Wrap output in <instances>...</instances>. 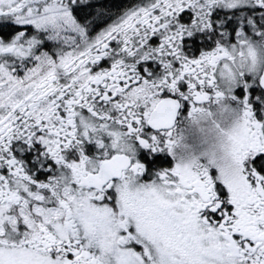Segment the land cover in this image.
I'll list each match as a JSON object with an SVG mask.
<instances>
[{
  "label": "snow or ice",
  "instance_id": "1",
  "mask_svg": "<svg viewBox=\"0 0 264 264\" xmlns=\"http://www.w3.org/2000/svg\"><path fill=\"white\" fill-rule=\"evenodd\" d=\"M0 264H264V0H0Z\"/></svg>",
  "mask_w": 264,
  "mask_h": 264
},
{
  "label": "flooded vegetation",
  "instance_id": "2",
  "mask_svg": "<svg viewBox=\"0 0 264 264\" xmlns=\"http://www.w3.org/2000/svg\"><path fill=\"white\" fill-rule=\"evenodd\" d=\"M223 103L230 105L234 111L232 114H241V108L239 105L238 101H234L231 98L225 99ZM205 107L209 108L214 114H215V120L219 121L221 120V116L219 115V107L220 105L213 102L209 101L207 104L204 105ZM191 110V105H189L188 111ZM199 124V126L208 133L210 136L209 141L210 145H194L192 148H188V152H183V148L178 150L177 148L175 149V152H170L167 149L164 151V155L167 156L170 166L174 167L175 164L178 161H181V159L187 158V159H192L196 163H205L206 161L210 165H220L222 166L221 162L218 160L217 153L215 152V138H216V133L219 131V129L216 127L215 123L213 122L212 119H207V118H201L196 121L190 120L188 118L187 111L182 112L176 119V135L179 136L180 134L186 133V131L191 129L194 125ZM205 125V127H202ZM180 148V147H179ZM178 150V152H177Z\"/></svg>",
  "mask_w": 264,
  "mask_h": 264
},
{
  "label": "clouds",
  "instance_id": "3",
  "mask_svg": "<svg viewBox=\"0 0 264 264\" xmlns=\"http://www.w3.org/2000/svg\"><path fill=\"white\" fill-rule=\"evenodd\" d=\"M245 52L244 57L241 59L237 54V62L236 64H230L229 67L232 70H243L247 71L250 67V59L251 54L248 52L247 48L243 49ZM227 71V70H226ZM240 123V115L230 113L226 118H221L220 120V128L216 133L217 135V145L218 151L217 156L218 160L221 162L222 166L225 168H235L236 162L232 156V141L231 134L237 129ZM183 163H192L195 162L192 159H181ZM205 164H208L206 161ZM210 165V164H208Z\"/></svg>",
  "mask_w": 264,
  "mask_h": 264
},
{
  "label": "rangeland",
  "instance_id": "4",
  "mask_svg": "<svg viewBox=\"0 0 264 264\" xmlns=\"http://www.w3.org/2000/svg\"><path fill=\"white\" fill-rule=\"evenodd\" d=\"M202 127H205V125H203ZM186 132H187V134L183 133V134L179 135L182 137V139H181L180 144L177 148L178 150L183 148V152H188L187 149L192 148L193 144L194 145H200V146L210 145L209 144L210 143V141H209L210 136L205 131V129L202 130V128L199 126V124L194 125L191 129L189 128V130ZM214 144H215L214 149H215V152L217 153V151H218L217 135H216ZM178 150H177V152H178Z\"/></svg>",
  "mask_w": 264,
  "mask_h": 264
}]
</instances>
